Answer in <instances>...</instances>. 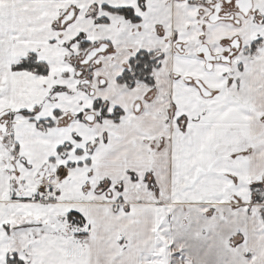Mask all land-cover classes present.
Returning a JSON list of instances; mask_svg holds the SVG:
<instances>
[{"label":"snow or ice","instance_id":"snow-or-ice-1","mask_svg":"<svg viewBox=\"0 0 264 264\" xmlns=\"http://www.w3.org/2000/svg\"><path fill=\"white\" fill-rule=\"evenodd\" d=\"M213 255L264 264V0H0V264Z\"/></svg>","mask_w":264,"mask_h":264},{"label":"crops","instance_id":"crops-1","mask_svg":"<svg viewBox=\"0 0 264 264\" xmlns=\"http://www.w3.org/2000/svg\"><path fill=\"white\" fill-rule=\"evenodd\" d=\"M203 219H205V218H202L201 223H199V224H197L196 221L193 219L190 222L192 229L196 230L197 228H199V229L203 230ZM203 231H204L205 237L214 236V234L209 232V231H206V230H203ZM208 248H209L208 240L202 239L201 241H199V252L197 253V252L192 251V250H186L185 257H187L188 255L196 256L198 254L201 258H203L205 253L208 251ZM209 264H227V261H226V259H222V258H219V257L213 255L209 259Z\"/></svg>","mask_w":264,"mask_h":264}]
</instances>
